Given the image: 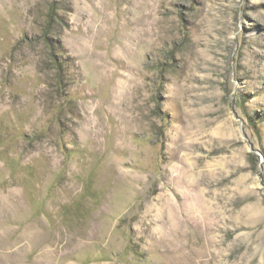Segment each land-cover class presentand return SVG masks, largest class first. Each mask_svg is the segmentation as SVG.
<instances>
[{
	"label": "rangeland",
	"instance_id": "374dc122",
	"mask_svg": "<svg viewBox=\"0 0 264 264\" xmlns=\"http://www.w3.org/2000/svg\"><path fill=\"white\" fill-rule=\"evenodd\" d=\"M0 264H264V0H0Z\"/></svg>",
	"mask_w": 264,
	"mask_h": 264
}]
</instances>
